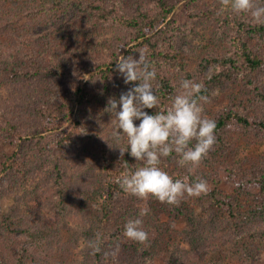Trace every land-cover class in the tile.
Returning a JSON list of instances; mask_svg holds the SVG:
<instances>
[{
  "label": "trees",
  "instance_id": "16d2710c",
  "mask_svg": "<svg viewBox=\"0 0 264 264\" xmlns=\"http://www.w3.org/2000/svg\"><path fill=\"white\" fill-rule=\"evenodd\" d=\"M106 1L115 0L95 4ZM152 1L154 7L124 17V32L113 33L111 48L101 38L80 39L85 19L65 20L64 13L80 6V0H1L0 83L6 94L0 93V140L20 144V150L0 165L6 180L0 183L1 194L15 202L11 216L0 215V264H153L161 255L167 264H255L264 258V156L239 159L243 147L264 143V24L237 17L222 0ZM180 3L189 8L190 21L188 28L175 32L165 21ZM114 11L104 9L99 21L109 20ZM60 32L62 41L55 39ZM141 49L157 72V110H167L180 82L188 79L204 85L201 94L209 98L204 115L216 121L217 143L200 163L205 168L189 174L177 164L178 172H172L167 158L161 167L174 180L188 175L189 183L199 177L207 184L224 170L239 185L232 195L215 189L197 198L201 215L187 204L188 196L176 205L165 204V215L186 216L190 228L178 231L161 220L143 224L148 236L152 229L157 232L153 240L143 245L130 240L123 247L125 217L115 229L106 225L115 223L118 213L129 215L127 220L138 216L125 208L122 202L129 196L117 183L136 161L128 152L121 156L119 148L127 150L126 141L118 147L113 140L108 101L100 96L104 106L99 114L90 98L98 89L118 100L116 81L121 85L122 78L116 62L121 55L139 56ZM81 53L88 62L80 60ZM210 66L216 68L209 80L205 74ZM99 69L97 81H84ZM59 84L64 94L50 102ZM78 128L89 130L83 140L76 135ZM252 186L258 191L249 193ZM76 217L82 218L75 229ZM19 230L28 243L18 237ZM68 234L72 238L65 240ZM97 235L99 250L94 251L90 243L97 242ZM80 244L82 260L74 254Z\"/></svg>",
  "mask_w": 264,
  "mask_h": 264
},
{
  "label": "clouds",
  "instance_id": "9594fccd",
  "mask_svg": "<svg viewBox=\"0 0 264 264\" xmlns=\"http://www.w3.org/2000/svg\"><path fill=\"white\" fill-rule=\"evenodd\" d=\"M237 17L249 16L253 23L264 24V0H222ZM223 10V9H222ZM139 57L123 56L116 62V71L125 85H134L119 99L110 98L105 111L111 114L112 133L116 143L126 141L127 150L120 149L121 156L128 152L135 159L134 170H125L117 179L119 188L126 196L138 200L155 199L167 205H176L185 196L199 197L208 191L207 181L189 176L173 179L161 167L165 158H178L177 163L189 174L193 173L217 143L216 121L204 115V105L209 102L202 95L204 85L193 80L180 82L177 93L171 98L167 110L159 108V95L153 82L156 70L150 65L144 50ZM146 110H155L149 114ZM135 121H139L136 124ZM144 213L126 220L123 236L138 244H145L148 233L143 228ZM97 242L90 247L98 251Z\"/></svg>",
  "mask_w": 264,
  "mask_h": 264
},
{
  "label": "rangeland",
  "instance_id": "374dc122",
  "mask_svg": "<svg viewBox=\"0 0 264 264\" xmlns=\"http://www.w3.org/2000/svg\"><path fill=\"white\" fill-rule=\"evenodd\" d=\"M70 1L71 4H73L72 0H67ZM81 2L79 3L80 6H73V9L71 12L64 13V17L65 20H68L69 18L73 17L77 18V20H81V19H85V27L84 28V32L80 33L83 34V36H80V39L84 40H88L91 37H96L97 41L99 40V38L102 39V41L104 40V42L109 45L112 48L111 44H114V35L113 33H115L116 31H122L124 32V28H123V24H121V22L124 20V17H133V15H137L138 13V9L140 10H145L148 9L149 7H154L155 5L153 4L152 0H115L113 3H109L108 1L100 3V4H95L96 0H80ZM0 4H1V0H0ZM100 5L101 10H96L94 7ZM112 8L115 9L113 13V16L110 17L109 20H102L99 21L103 15V10L107 9L108 11L111 10ZM83 12V13H82ZM88 12V13H87ZM63 14V12L60 14V16ZM99 15V16H97ZM100 18V19H99ZM60 18H58V20H60ZM96 21V27L92 28V23ZM189 8L186 6L185 3H180L178 5H176L175 9L173 10V12L168 16V18L165 21V24H172V28L175 29V32L183 30L184 28H188L189 26ZM75 22V20H74ZM187 30V29H186ZM188 32V31H187ZM63 36V33L60 32L55 36V39L58 41H62L61 38ZM92 40V39H91ZM67 41V39H65V42ZM67 42H66V45ZM188 45H185V47H187ZM108 47L103 54L106 55L108 54V49L110 48ZM189 48V47H187ZM135 58H138L139 56L137 55H133ZM80 58L81 61H86L84 60L85 56L84 53H81L80 56H78ZM215 66H210L207 71H206V78L207 79H211L214 72H215ZM103 70H92L91 72L87 73L86 76L84 77V81L88 82L91 79L97 81V76H99V74L102 72ZM1 76V75H0ZM119 76V75H118ZM121 77V76H120ZM122 78V77H121ZM1 79V77H0ZM122 83H124L123 78H122ZM121 83V85H123ZM111 85V84H110ZM116 85H118L120 87L119 89V95H121V93H125V91L127 89V86L124 84L123 86L120 85V81H116ZM82 86H84V83L82 84ZM112 91L115 89V85H112ZM3 86L0 83V93L2 94H6L5 90H2ZM63 86L61 84L57 85L54 87V89L51 91L50 93V102H54L55 100L57 101L58 98L60 96H62L64 94L63 91ZM96 91L93 92L90 100L93 103V105L95 107H97L96 111L101 114V111L103 110V102L101 101V97H105V101H108L110 98H114L116 99V94H113L112 92H106V93H100L98 92V89H95ZM117 90V89H116ZM118 95V96H119ZM215 95H219V92H215ZM119 99V97H118ZM219 104V103H218ZM218 105H214V109H217ZM204 112H205V108H204ZM3 120L0 117V122H2ZM136 124H139V121H135ZM69 127V125H67L66 127L62 128L61 131H65L67 130ZM111 131V130H110ZM50 133L44 134L43 136H49ZM89 134V130L84 129V128H78L76 130V135L79 136L81 138V140H83L87 135ZM51 136V135H50ZM50 139V137L48 138ZM3 140H0V165L6 160L7 157H10L13 155V153L17 152L19 149V145L16 146H11V145H7L6 142H2ZM122 142L119 143L118 147L120 146ZM53 145V144H52ZM55 146V144H54ZM53 146V147H54ZM118 149V148H117ZM243 150H241L240 154H239V159L240 160H245L247 158H249L251 160H256L259 157H261V155L264 156V143L263 144H252V146H250L249 148H242ZM85 150L82 151V154H87L85 153ZM119 150V149H118ZM117 150V151H118ZM169 162V166L173 168L172 172H178V166H177V162L171 158V160L169 161L168 158L166 159L167 163ZM205 168V166H203V164H199V166L197 168ZM170 173V172H169ZM216 181L211 182L208 184V191L211 190H220L224 195H232L235 193L237 186L239 185V181L236 178H231L228 174V172L226 171H218V176L215 179ZM5 183V177L3 175L0 176V183ZM248 189L251 191H249V193H255L258 191V187L256 186H252V187H248ZM31 190V187H30ZM206 193V194H207ZM206 194H202L201 196H205ZM0 215L1 216H11L13 214L12 210L13 207L15 206V202L14 199L8 195L3 196L1 194L0 191ZM199 197H191L187 200V204L190 206V208H194L196 209V211L198 212L199 215L203 214V209L200 205H198V207L196 206V202H197V198ZM203 198V197H202ZM196 200V201H195ZM124 203L125 208H127L128 210H132V211H136L138 213V215L140 213H144L142 219H143V224H147L149 226L153 225V223H157L160 222V220L164 223H172L174 224V227L178 230V231H184L187 230L188 228H190V223L188 218H186V216H177L175 219H171L170 217L167 216V214L165 215V212L167 213V211L169 210V208L163 204L160 203L158 201H148V200H136V198L129 196V200L122 202ZM123 205V204H122ZM121 205V208H122ZM121 210V209H120ZM162 215L163 218L159 219L158 215ZM125 217V219L127 220V218L129 217V215H124L121 213H118L115 216V223L111 224H107L106 226L108 228L111 229H115L118 224H116L117 221L122 220ZM82 218V217H81ZM81 218L76 217V219H73V223H72V228H77L79 227L81 224L79 223V221L81 220ZM2 222V220H1ZM151 222V223H150ZM157 234V232L155 230L152 229V232L150 234V236H148V241L153 240V238L155 237V235ZM18 237H22L25 240V243H28V240L26 238V236L19 230L18 233ZM124 237V236H123ZM70 238H72V234H68V236H65V240H69ZM128 243H130V240L126 239L124 237L123 240V247H129ZM25 246H27V244H25ZM82 247L83 244H80L79 246H76L74 249V254L75 255H79L80 256V260L83 259L82 256ZM186 249L189 248V246H185ZM126 249V248H125ZM153 264H167V257L164 255L161 256H157L155 259H153ZM255 264H264V258H262L258 263Z\"/></svg>",
  "mask_w": 264,
  "mask_h": 264
}]
</instances>
